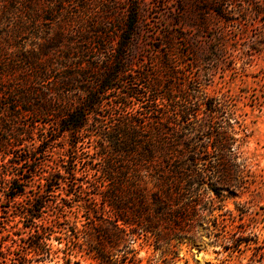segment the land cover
<instances>
[{
    "label": "trees",
    "instance_id": "1",
    "mask_svg": "<svg viewBox=\"0 0 264 264\" xmlns=\"http://www.w3.org/2000/svg\"><path fill=\"white\" fill-rule=\"evenodd\" d=\"M235 2L222 0V6L214 7L213 12L227 22ZM244 2L246 7L241 11L244 21L264 22V0ZM43 10L46 12L48 6L42 0H0V23L14 24V29L12 25L4 34L3 39L7 40H2L3 43L10 45L11 38H21L26 33L36 39L34 28ZM139 21V12L130 7L123 12L113 38L106 41L99 31V40L94 43L110 47L103 59L90 66L87 63L86 67L72 62L62 66L63 69L73 66L78 75L73 80L79 85L74 88L75 98L71 101L65 98L69 90L59 91L62 94L59 100L65 102L61 107L60 103L57 107L51 103H32L38 96L44 102L53 100L47 88L45 93L35 92L26 85L19 93L13 88L7 92L4 78L11 81L13 75L18 76L20 65L36 71L41 83L50 79L49 65L42 61L45 54L40 48H16L18 55L10 62L8 55L3 54L8 48H2L0 43V96L9 101L0 103V167L11 164L16 169V173H1L2 182L12 192L9 199L14 200L26 195L34 177L44 181L39 193H33L32 202L18 213L32 222L30 227L26 226L33 231L27 247L35 256L47 255L44 237L56 232L53 228L72 242L76 256L87 254L100 264L116 261V253L128 246V240L135 242L143 237L155 245L172 246V241L197 240L200 229L216 237L224 232L212 217L211 196L219 198L223 192L232 195L245 181L236 155L237 122L230 101L209 97L195 75L185 79L181 68L186 61L175 59L162 49V40L161 45L154 47L161 55L156 71H134L133 59L141 31ZM60 40L57 35L54 45L48 48H59ZM76 51L78 58L84 54L85 62L95 52L86 47ZM88 74L92 75L87 77ZM62 84L73 83L66 77ZM104 105L111 111L107 115L103 113ZM115 105L116 109L128 106V112H112ZM27 112L55 117L51 130L38 132L35 124H16L20 113ZM106 116L109 124L105 122ZM56 134L71 139L68 148L52 170L49 165L42 169L45 159H32V155L45 154V148L41 149L53 142ZM84 137L92 138L96 144L98 168L93 160L78 155L77 146ZM79 163L93 173L92 180L83 182L76 177ZM24 164L28 165L25 170ZM25 174L30 177L24 180ZM7 176L10 178L6 179ZM54 188H64L70 201L68 204L67 199H60L59 210L71 208L72 203L80 204L90 215L89 229L77 227L76 221L65 215L57 216L53 224L45 221L42 212L48 203L44 198ZM249 241L232 234V246L224 249L239 251ZM17 264H26V260L19 259Z\"/></svg>",
    "mask_w": 264,
    "mask_h": 264
},
{
    "label": "rangeland",
    "instance_id": "2",
    "mask_svg": "<svg viewBox=\"0 0 264 264\" xmlns=\"http://www.w3.org/2000/svg\"><path fill=\"white\" fill-rule=\"evenodd\" d=\"M42 1L46 3L48 10L39 13L40 18L33 33H37V38L26 33L21 35V38H11L8 43L10 45H7L3 43L7 40L3 39L4 34L11 30L12 25L14 29V24L2 21L0 43L2 48H8L3 54L8 55L10 62L18 55L16 48L42 49L45 56L41 59L49 65L47 76L50 79L41 83L37 79L36 71H29L25 65H20L18 76L13 75L11 81L8 77L4 78L7 92L13 88L15 93H19L26 85L35 92L45 93L47 88L53 100L44 102L43 98L38 96L32 103H51L50 105L56 107L60 103L61 107L65 102L59 100L62 95L59 91L66 93L69 90L65 98L74 100V88L79 84L73 79L78 78V75L73 66H70V69H63L62 66H69L72 62L86 67L87 63L90 66L91 63L103 59L110 47L94 43L99 40V31L103 32L101 36L106 41L113 38L123 12L134 6L139 12L141 26L136 56L133 59L134 71H156L161 55L154 47L161 45L162 40V49L168 50L175 59L182 58L186 61V64H181L184 78L188 80L195 75L209 97L228 99L237 122L236 155L242 166L245 181L232 195L227 196V193L223 192L222 197L211 196L212 217H215L224 232L216 237V234L209 235L207 231L200 229L197 240L172 241V246L155 245L143 237L135 242L128 240V246L116 253V261L111 260L107 264H264V22L259 19L247 23L244 21L241 11L246 7L245 0H235L227 22L213 12L214 7H220L222 0ZM223 8H226L225 5ZM227 10H230V7H227ZM68 17L72 19L69 20ZM219 33H222L221 36ZM57 35L61 39L60 46L50 50L48 47L52 43L54 45ZM79 47L95 50L88 55L87 62L82 59L84 54L78 58L76 49ZM65 76L73 84H62V80H66ZM0 103L9 101L3 95L0 96ZM104 106L103 113L107 115L108 111H111L107 105ZM115 106L111 108L112 112H128V106L125 109H116L118 105ZM54 118L27 112L20 113L15 123L25 126L35 124L34 127L39 132L44 129L51 130ZM105 122L109 124L107 116ZM55 137L53 142L46 143L41 149L45 148V154L32 155V159H45L42 169H47L49 165L52 170L59 164L58 161L71 140L58 134ZM95 145L92 138L84 137L78 143L77 152L80 158L93 160L94 167L98 168L100 162L94 153ZM26 167L28 165L24 164L23 170ZM4 171L16 173V169L11 167V164L0 167V264H17L19 259H25L26 264H100L87 254L82 256L77 253L76 256V248L72 242L54 228L56 232L44 237L43 249L47 251V255L35 256L27 247L33 234L27 227H30L32 222L30 219L21 218L18 213L22 207H27L32 202L35 196L33 193H39L44 181H40L38 176L34 177L32 188H27L26 195L12 200L8 197L12 192L8 190V185L2 182L1 173ZM92 174L86 171L84 165L77 164L76 177L82 178L83 182L92 180ZM43 175L46 176V173ZM25 177L30 175L25 174L24 180ZM8 178L10 177L7 176L6 179ZM67 182L71 183L69 179ZM19 183L21 182L16 184ZM83 187H86V184ZM53 191L44 198L48 203V208L42 212L45 221L53 224L57 216L65 215L71 221H76L77 227L89 229L91 222L88 220L90 215L87 211L78 206V203H72L71 208L59 210L60 199H67L68 204L70 201L64 194V188H54ZM85 198L88 199V194ZM232 234L235 237H246L250 241L242 244L239 251H228L224 247L232 246Z\"/></svg>",
    "mask_w": 264,
    "mask_h": 264
}]
</instances>
